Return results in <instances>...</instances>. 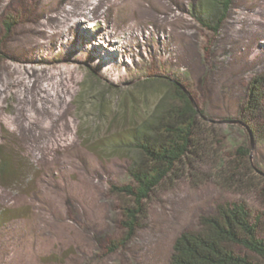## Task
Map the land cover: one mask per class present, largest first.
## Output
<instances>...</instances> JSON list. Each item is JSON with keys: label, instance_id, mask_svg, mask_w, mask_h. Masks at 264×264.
<instances>
[{"label": "rangeland", "instance_id": "1", "mask_svg": "<svg viewBox=\"0 0 264 264\" xmlns=\"http://www.w3.org/2000/svg\"><path fill=\"white\" fill-rule=\"evenodd\" d=\"M130 1L136 6L125 25L137 33L148 28L167 35L174 63L152 62L144 54L147 63L139 70L112 78L94 66L89 42L68 45V51L61 43L50 52L52 60L69 63L60 85L50 71L56 67L45 68V59L36 57L29 65L38 72L29 75L10 58L12 47L21 48L16 38L31 35L29 27H36L32 18L36 8L42 9L41 2L14 0L6 8L0 4V154L28 160V172L34 176L32 183L18 187L0 184V211L9 212L0 223V264H170L176 239L197 230L200 217L212 215L218 205L243 202L256 212L263 208L260 189L247 186L250 170L244 183L233 181L231 162L242 159L244 172L251 159L264 172V142L253 143L241 123L250 79L264 73V0H233L218 34L192 15V5L201 0H119L123 6ZM110 4L103 10L108 11ZM79 15L71 22L85 33H104L99 29L103 19ZM15 17L19 21L11 22ZM6 22H15L10 34ZM103 37L102 50L119 46ZM168 48L162 47L163 52ZM147 75L184 84L198 108L218 124L219 142L213 144L218 150H210L203 162L193 160L184 168L185 175L161 186L134 241L127 249L110 252L109 242L121 232L119 200L110 185L130 181V161L124 153L92 149H107L109 142L155 108L163 92L147 100L136 89ZM102 93L110 110L102 111L95 99ZM240 146L251 149L248 158L238 156Z\"/></svg>", "mask_w": 264, "mask_h": 264}, {"label": "trees", "instance_id": "2", "mask_svg": "<svg viewBox=\"0 0 264 264\" xmlns=\"http://www.w3.org/2000/svg\"><path fill=\"white\" fill-rule=\"evenodd\" d=\"M232 3L233 0H201L192 5L191 12L202 27L218 34L229 17ZM12 20L16 22L15 18ZM15 22L5 23L7 34L11 33ZM183 85L180 80L162 75H147L139 80L136 89L147 100L151 94L163 92L155 108L126 134L109 142L107 149H92L96 153L100 149L111 150V154L124 153L130 161V181L110 185L111 194L119 200L121 213V232L109 242L110 252L127 249L134 241L161 186L166 182L171 185L185 175L184 168L193 160L203 162L206 155L210 156V150H218L213 148V144L219 142L218 124L211 123L207 115L195 107ZM95 99L102 111L110 110L105 94ZM133 111L136 113V109ZM241 114V123L250 140L255 144L264 142V73L250 79ZM236 150L239 157L248 158L251 149L240 146ZM15 157L1 152L0 184L18 187L16 184L32 183L34 176L28 172L29 161L18 160V157L16 161ZM246 162H250V167H245L243 172L244 161L232 160V179L244 183L243 176L250 170L247 186L250 190L260 189L262 210L256 212L243 202L218 205L215 213L200 217L197 230L184 232L176 239L170 264H264V172L251 163V159ZM8 213V210L0 211V223L8 218Z\"/></svg>", "mask_w": 264, "mask_h": 264}, {"label": "bare ground", "instance_id": "3", "mask_svg": "<svg viewBox=\"0 0 264 264\" xmlns=\"http://www.w3.org/2000/svg\"><path fill=\"white\" fill-rule=\"evenodd\" d=\"M36 1L41 2L43 5L40 11L36 8L39 12L36 10V14L32 18L33 25L36 27H29V33L32 31L31 35L23 34L21 38H16V40H19L16 45L21 48L12 47L13 53L10 54V58L15 60L16 65L20 66V70L22 72L27 71L29 75L30 71L34 75L38 72L36 67L34 68V66L29 65L34 61L36 62L37 57V61H41L42 59L46 60L47 64H44L45 68L49 67L53 69L56 67V71L50 70L54 73L55 78L58 77L54 83L57 84V82H60L58 80L63 82L64 78L62 74L69 72V69L66 68V65L69 63L61 60V58H55L53 60L50 58V52L55 53V49L61 43L62 50L68 51L70 49L69 46L72 44L77 47L79 44L82 46L85 42H89V47L92 46L93 49V59H96L94 66L101 73H109L112 78H125L136 70H139L142 64L147 63L144 54L152 62L157 59H161V61L166 60V62L169 59L170 62L174 59L171 50L168 48L170 40L167 35L162 36L158 31L152 32L148 28L141 29L137 33L134 27L125 25L126 20L131 18L132 11L136 6L132 1H130L132 3H129V6L126 5V2L125 6H123L124 4L120 3L119 0ZM13 2L14 0H0V4L3 3L1 5L2 8H6V6ZM108 2L111 3L109 10L104 11V6ZM78 15L83 16L82 19L85 16L88 18L94 17L98 20L103 19L105 24L98 27L99 29L105 30L104 33L101 32V35H91L87 31L85 33L71 22L72 17H77ZM15 20L19 21L16 17ZM118 23H122L123 25H119ZM103 35H106L107 40H105L107 43L110 42L109 44H111L113 42L112 44L119 46L114 51L102 50L100 42L104 40ZM119 39H121L120 42H118ZM116 45L113 47H116ZM162 47L168 48V51L164 53ZM142 54L143 58L141 57ZM135 56L138 57V63L136 62ZM81 58L85 59V56L81 55ZM60 63L65 65V67L61 66ZM125 68L127 69L125 70ZM14 71L18 72L17 69ZM20 79L22 80L23 77ZM60 84L58 83L57 85Z\"/></svg>", "mask_w": 264, "mask_h": 264}, {"label": "water", "instance_id": "4", "mask_svg": "<svg viewBox=\"0 0 264 264\" xmlns=\"http://www.w3.org/2000/svg\"><path fill=\"white\" fill-rule=\"evenodd\" d=\"M183 90H184V91H185V92L191 97V100L193 101L195 107L198 108L197 105H196V102H195V100H194V98H193V96L190 95V93L186 90L185 87H183Z\"/></svg>", "mask_w": 264, "mask_h": 264}]
</instances>
